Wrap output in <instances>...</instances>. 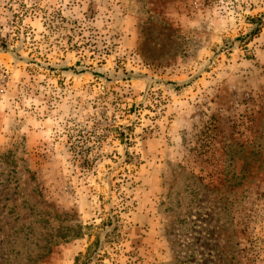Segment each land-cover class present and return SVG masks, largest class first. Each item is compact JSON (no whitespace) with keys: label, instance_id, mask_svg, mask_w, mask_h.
I'll use <instances>...</instances> for the list:
<instances>
[{"label":"rangeland","instance_id":"1","mask_svg":"<svg viewBox=\"0 0 264 264\" xmlns=\"http://www.w3.org/2000/svg\"><path fill=\"white\" fill-rule=\"evenodd\" d=\"M264 264V0H0V264Z\"/></svg>","mask_w":264,"mask_h":264},{"label":"trees","instance_id":"2","mask_svg":"<svg viewBox=\"0 0 264 264\" xmlns=\"http://www.w3.org/2000/svg\"><path fill=\"white\" fill-rule=\"evenodd\" d=\"M100 242H96L92 248H90L86 255L80 256L76 259L75 264H93L98 260L100 253L99 252Z\"/></svg>","mask_w":264,"mask_h":264}]
</instances>
